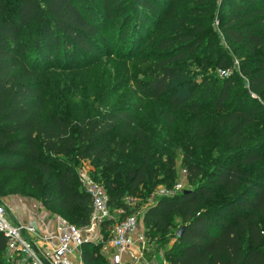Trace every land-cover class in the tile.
Instances as JSON below:
<instances>
[{
	"label": "trees",
	"instance_id": "trees-1",
	"mask_svg": "<svg viewBox=\"0 0 264 264\" xmlns=\"http://www.w3.org/2000/svg\"><path fill=\"white\" fill-rule=\"evenodd\" d=\"M225 1L233 9L225 10ZM94 4L100 12H95ZM14 10L0 22V169L20 170L29 179L33 169L43 182L52 179L51 202L74 220L68 221L81 227L90 222L92 197L71 165L60 169L51 162L59 156L87 159L100 167L93 176L105 186L111 207L122 210L120 218L137 212L123 201L124 196L137 193L158 177L149 170L151 131L138 120L140 106L112 108L114 94L98 114L81 108L51 112L37 77L39 70L23 55L32 49L24 42L23 31L33 24H38L33 48L46 49L49 59L58 48H69V40L74 43L72 50L94 52L107 21L119 29L128 27L118 37L128 35L131 49L139 51L149 42L156 48L144 57L143 63H149L144 76L134 79L135 98L166 96L171 106L165 115L168 127L180 110L192 111L197 123L205 124L195 125L198 135H205L213 124L204 118L206 108L201 103H213L223 113L217 123L223 132L220 150L227 155L215 160L206 173L189 151L183 160L188 180L195 183L207 178L186 194L175 191L150 206L145 222L161 236L171 232L174 217L186 226L176 242L178 251L169 256L170 264H264V187L243 182L239 167L231 163L235 157H241L244 164L262 159L264 0H15ZM5 12V0H0V15ZM213 19L220 23L224 38L242 46L248 56L239 59V70L232 74H210L197 80L191 75L196 69L228 72L233 64L227 52L214 48ZM166 27L177 30L176 34L162 36ZM189 57L192 61L185 62ZM243 77L246 82L237 87ZM130 151L134 160L128 164L125 157ZM136 155H142L140 162ZM167 171L162 169V174ZM216 188L232 199L211 207L208 201ZM6 243L0 233V264H6ZM85 253L86 264H100L95 252Z\"/></svg>",
	"mask_w": 264,
	"mask_h": 264
},
{
	"label": "rangeland",
	"instance_id": "rangeland-1",
	"mask_svg": "<svg viewBox=\"0 0 264 264\" xmlns=\"http://www.w3.org/2000/svg\"><path fill=\"white\" fill-rule=\"evenodd\" d=\"M221 1L223 0H219L220 3ZM5 5L6 12L4 15H0V22L7 19L9 14L15 11V0H5ZM224 7L225 10L233 9V5L227 1H225ZM93 9L95 12L96 9L100 12L98 4H94ZM163 12H165V9H163ZM211 26L213 32H216L214 48L227 52L233 60V64L228 71L229 74H232L235 70H239V59L248 56V53L242 46L230 44L224 38L220 23L216 19L211 21ZM155 27H151V30ZM126 28L119 29L111 21H107L96 39L99 46L94 49V52H87L82 49L72 50L74 43L69 40L67 42L69 48H58L49 59V53L46 49L37 51L33 48L38 37V24H33L23 31L24 42L26 41L28 45H31L29 48H32L28 53L23 51V55H27L26 57L30 59L35 69L39 70V76L37 77L43 83V93L47 107L51 112L57 113L65 109L77 110L81 108L86 112L92 109L98 114L101 112L105 100L114 94L116 95V101L112 104V108L119 104L131 108L140 106L136 113L138 120L150 127L151 131L149 170L153 174H158V177L156 182L152 181L150 184L141 186L137 193H126L124 196L123 201L129 208L136 209L140 215V230L145 234L146 240V244L140 245L142 248L139 252L140 257L134 255L136 251L129 249L125 260L128 264H150L152 262L164 264V261H168V264H170V254L178 251L176 242L178 239L177 233L182 227L180 219L174 217L171 232L168 235L161 236L160 232L157 233L151 226L147 225L144 215L148 208L159 200L169 197L175 191L180 192L191 189L195 187L194 185L203 183L207 178L200 177L195 183L188 180L187 173L183 168V160L189 151L194 153L192 160L200 163L206 173L210 172L212 167L215 166V160L227 157L226 153L220 150L222 148L223 132L217 123L218 116L223 113L215 110L213 103H201L203 108H206L205 112H207H204V118L213 122L211 125L212 130L209 127L205 131V135H198L195 128L196 124L205 125L204 121L197 123L193 112L189 110H180L175 115L174 123L168 127V118L165 115L169 113L171 106L167 97L164 96L158 100L149 98L139 100L135 98L133 92L136 87L134 79L143 77L145 74L143 70L149 67V63H143L144 57L148 58V53L155 51L156 48L149 42L139 51L137 47L131 49V40L128 35H125L123 39L118 37L121 30L123 32L128 31L129 28ZM136 29L138 32H142L140 27L137 28L136 26ZM176 32L177 30L166 27L162 36L165 34L174 35ZM151 34L152 32L150 37ZM203 35L208 36L207 33ZM187 60L185 61L187 63L192 61L190 57ZM212 60L210 63L213 62ZM208 71L207 73L206 69H196L191 75L197 80H202L210 74H221V70L218 68L215 70L210 68ZM243 82H246L244 77L236 86H242ZM252 96L257 95L253 93ZM250 104L253 103L250 102ZM212 116L215 117L211 118ZM217 143L218 146L216 147ZM259 152L262 154V159L259 162L244 164L241 157H235L231 163H235L239 167L243 182L255 183L264 187V149ZM132 154L133 152L130 151L125 157L128 164L134 160ZM136 156L138 162H140L142 155ZM171 160H174V167ZM51 164L60 169L66 165H71L78 176L82 169L90 171L93 175H98L100 170L97 163L83 158L59 156ZM164 168L168 170L167 175L162 174ZM179 185L181 186L180 191L177 189ZM54 193L53 180L43 182L40 173L33 169H31L30 179L27 174L20 170L0 169V199L14 218L22 220L31 217L46 219L47 217L53 218L60 215L74 222L68 216L67 211L55 207L51 202ZM230 199H232L231 194L216 188L215 196L208 201V204L211 207L220 206V204L222 205ZM114 210L117 216L122 214V210ZM103 250L104 245L96 243L87 245L83 249V254L86 255L85 251L95 252L100 264H106Z\"/></svg>",
	"mask_w": 264,
	"mask_h": 264
},
{
	"label": "built area",
	"instance_id": "built-area-1",
	"mask_svg": "<svg viewBox=\"0 0 264 264\" xmlns=\"http://www.w3.org/2000/svg\"><path fill=\"white\" fill-rule=\"evenodd\" d=\"M220 73L228 74L224 70ZM79 173L83 189L92 197L90 222L86 226H77L60 215L47 219L53 225L51 228L40 218H14L0 199V233L7 242L6 264H86L83 249L96 243L104 245L108 264H128L125 257L129 249L139 256L140 245L146 244L140 230V215L135 212L124 218L117 216L103 183L88 170ZM180 188L179 185L178 191Z\"/></svg>",
	"mask_w": 264,
	"mask_h": 264
},
{
	"label": "crops",
	"instance_id": "crops-1",
	"mask_svg": "<svg viewBox=\"0 0 264 264\" xmlns=\"http://www.w3.org/2000/svg\"><path fill=\"white\" fill-rule=\"evenodd\" d=\"M34 218H36V217H31V218H29V219H25V220H31V219H34ZM49 217H47L46 219L45 218H40L44 223H47L48 224V227L49 228H51V227H53V225L52 224H50V221L48 222L47 221V219H48ZM19 219V218H18Z\"/></svg>",
	"mask_w": 264,
	"mask_h": 264
},
{
	"label": "water",
	"instance_id": "water-1",
	"mask_svg": "<svg viewBox=\"0 0 264 264\" xmlns=\"http://www.w3.org/2000/svg\"><path fill=\"white\" fill-rule=\"evenodd\" d=\"M189 192V190H184V193L186 194V193H188ZM185 227L186 226H182L180 229H179V231H178V233H177V235L179 236V237H181L182 235H183V232H184V230H185Z\"/></svg>",
	"mask_w": 264,
	"mask_h": 264
}]
</instances>
